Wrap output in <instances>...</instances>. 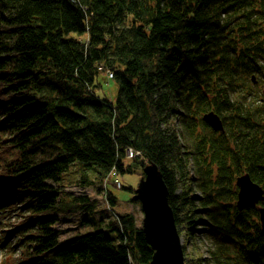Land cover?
<instances>
[{
	"label": "trees",
	"instance_id": "obj_1",
	"mask_svg": "<svg viewBox=\"0 0 264 264\" xmlns=\"http://www.w3.org/2000/svg\"><path fill=\"white\" fill-rule=\"evenodd\" d=\"M148 164L178 232L204 209L208 259L194 243L185 264H264V203L235 206L242 175L264 192V0H0V241L20 252L2 264H150L133 215L63 193L97 181L114 214L112 175ZM75 213L89 232L63 241Z\"/></svg>",
	"mask_w": 264,
	"mask_h": 264
},
{
	"label": "water",
	"instance_id": "obj_2",
	"mask_svg": "<svg viewBox=\"0 0 264 264\" xmlns=\"http://www.w3.org/2000/svg\"><path fill=\"white\" fill-rule=\"evenodd\" d=\"M202 119L213 131H222V123L214 113H207ZM143 174L133 201L140 203L144 214L142 232L146 244L153 252L150 264H185L181 238L168 205V190L162 176L153 164L146 165ZM235 184L238 188L236 208L239 211L264 203L262 189L248 175L238 177ZM258 214L264 232V208H259Z\"/></svg>",
	"mask_w": 264,
	"mask_h": 264
},
{
	"label": "rangeland",
	"instance_id": "obj_3",
	"mask_svg": "<svg viewBox=\"0 0 264 264\" xmlns=\"http://www.w3.org/2000/svg\"><path fill=\"white\" fill-rule=\"evenodd\" d=\"M102 79V80H101ZM99 84L100 87L97 88V94L99 96H105L106 98L110 100H114L116 93H117V87L114 83L113 80H110V78L104 76L103 78L99 79ZM222 131H223V125H222ZM137 170V169H136ZM140 173V172H139ZM143 170H142V176L138 174V172H135L133 175H125V176H116V177H111V180L117 179L122 186L125 187H130L132 189L131 192H125L124 190H121L118 185H116V188L114 185H108V190H110L114 196L118 199V202L116 204V207L112 209V213L107 209L108 205L105 203L103 200L102 196L97 193L95 190L96 187H98V182L92 180V184L89 187H80V186H75L77 183H75V178H68L66 181H63L65 189L63 190V193H70L73 196H79V195H84L87 196L91 200L97 201V209L96 213H92L91 216L93 219H103L99 213H102V216L105 217H110V219L115 218L116 216L120 214H131L135 217L137 225L142 228L143 227V213L141 211V205L138 201H133V197L135 194V190L137 188V185L140 181V179L143 177ZM193 177V174H192ZM71 180V181H70ZM110 182V181H109ZM238 189V188H237ZM264 193V192H263ZM199 194L197 192H194L192 197H198ZM237 200V199H236ZM235 206H236V201H235ZM252 208V207H249ZM245 208V209H249ZM109 216H107V215ZM95 215V217L93 216ZM195 216L196 218L193 223L191 222V225L188 227L186 225V232L187 231H192V234L190 233V236L184 235L185 232L183 230H179L178 234L181 238V246L182 249L185 250L186 253H188L187 258L188 260L191 257V249L192 245H197L199 250V253L201 255V259H208L207 256V251L208 249L211 248L210 242L207 239L206 232H207V224L205 222V214H204V209L202 208H197L195 211ZM84 219L83 214L81 213H75L67 219H60V222L55 226L56 230L61 231V240H66L68 238H71L73 236H76L78 234H83L89 229V226L87 227H82L81 223L82 220ZM21 219L19 218L18 220H13L11 219L10 224L8 226H4L2 229L10 230L15 224L19 223ZM11 225V226H10ZM4 230H1L0 228V234ZM17 236L15 237H8V246H13L15 243H17ZM6 246H3V242L0 241V264H2L4 256L6 258V262L9 261V259L16 260L18 259L20 252H16L15 254L12 253H7V249H5ZM183 256H184V251H183ZM186 258V256H185ZM205 262V261H204Z\"/></svg>",
	"mask_w": 264,
	"mask_h": 264
},
{
	"label": "bare ground",
	"instance_id": "obj_4",
	"mask_svg": "<svg viewBox=\"0 0 264 264\" xmlns=\"http://www.w3.org/2000/svg\"><path fill=\"white\" fill-rule=\"evenodd\" d=\"M112 77V75L111 74H109V76H108V78H111ZM113 177H116L115 175H112ZM111 180V179H110ZM104 183H105V181H104ZM119 184H120V182L117 180V179H114V180H111L110 182H109V184L108 185H114V186H116V185H118L119 186ZM142 211V210H141ZM143 213V212H142ZM143 216H144V214H143ZM2 224H3V221L1 220V217H0V226H2Z\"/></svg>",
	"mask_w": 264,
	"mask_h": 264
}]
</instances>
